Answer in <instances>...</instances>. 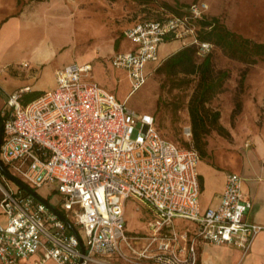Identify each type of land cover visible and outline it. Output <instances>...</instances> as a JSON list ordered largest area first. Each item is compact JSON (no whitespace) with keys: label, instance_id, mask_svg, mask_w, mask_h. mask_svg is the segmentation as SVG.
I'll use <instances>...</instances> for the list:
<instances>
[{"label":"built area","instance_id":"obj_1","mask_svg":"<svg viewBox=\"0 0 264 264\" xmlns=\"http://www.w3.org/2000/svg\"><path fill=\"white\" fill-rule=\"evenodd\" d=\"M205 1L183 12L164 11L124 30L135 47L116 51L111 63L128 70L135 90L146 81L145 64L159 59V45L178 40L195 45L201 55L212 43L198 36ZM91 64L67 63L56 70V85L26 104V86L10 93L1 112L0 158L9 172L36 189L56 184L61 213L15 185L1 186L0 264H197L195 241L230 244L245 253L263 225L245 214L251 201L242 192V177L226 173L219 203L202 210L197 173L199 152L189 124L180 147L161 135L155 117L127 107L112 92L87 79ZM1 71V68H0ZM129 198L152 213L146 234L125 230ZM194 221L190 235L178 232L174 219ZM82 231L83 235L79 232ZM82 245V246H81Z\"/></svg>","mask_w":264,"mask_h":264},{"label":"rangeland","instance_id":"obj_2","mask_svg":"<svg viewBox=\"0 0 264 264\" xmlns=\"http://www.w3.org/2000/svg\"><path fill=\"white\" fill-rule=\"evenodd\" d=\"M201 1L208 4L206 18L216 17L229 30L264 42V0H0V117L8 109V95L19 87L30 86L20 98L24 105L55 87L56 70L64 64L88 62V80L112 92L130 109L152 114L165 138L187 146L182 131L191 123L188 107L197 85L198 68L187 74L172 72L162 64L154 70L159 60L149 61L144 67L146 81L131 90L128 70L113 66L111 56L134 46L124 30L136 21L157 17L164 11L183 12ZM177 42L161 44L158 58L170 50L167 59L181 49L183 46L174 48ZM205 55L209 56L214 76L221 71L227 74L220 90L205 103L209 111L203 112L217 111L215 123L221 124L227 134L212 127L205 135L207 155L200 157L197 171L205 174L210 164L220 174H215L212 186L200 194L203 202L211 200L210 190L218 185L222 173L241 174L249 159L254 161L253 148L264 154V58L249 64L228 56L213 43ZM205 55L195 54L196 63ZM0 185L15 188L5 175H0ZM56 188L54 183L35 190L63 212L62 195ZM149 216L146 205L129 198L125 203L126 232H145ZM0 221L5 223L1 213ZM174 221L178 225L186 222L181 218Z\"/></svg>","mask_w":264,"mask_h":264},{"label":"trees","instance_id":"obj_3","mask_svg":"<svg viewBox=\"0 0 264 264\" xmlns=\"http://www.w3.org/2000/svg\"><path fill=\"white\" fill-rule=\"evenodd\" d=\"M177 13L180 12L177 11ZM199 27L198 36L200 39L210 41L216 46H219L232 58L239 59L249 64L256 61L259 57L264 58V42L253 41L229 30L216 17L210 19L203 17L199 21ZM195 54H199L195 45L183 46L181 49L167 57V59H164L159 66L164 64L172 72L182 71L187 74L193 73L196 68H198V81L195 91L190 98L188 110L192 130L191 141L193 146L199 152L200 157H205L207 155L205 150V135L209 133L211 128L214 127L221 134H227V130L221 124L215 123L218 117L217 111L211 113L203 112L209 111L206 108L205 103L220 90L222 81L227 73L226 71H221L218 75L214 76L211 73L209 56L205 55L199 63H196ZM243 74L240 78V84L242 83L241 79H243ZM239 106L240 104L238 103V107ZM210 118H212L213 121H210ZM2 119L3 117H0V123L2 122ZM0 166L3 170L10 171L1 158ZM0 173V175H3L1 170ZM1 197L2 193L0 191V199Z\"/></svg>","mask_w":264,"mask_h":264},{"label":"crops","instance_id":"obj_4","mask_svg":"<svg viewBox=\"0 0 264 264\" xmlns=\"http://www.w3.org/2000/svg\"><path fill=\"white\" fill-rule=\"evenodd\" d=\"M168 41H178V40H168ZM178 46L179 47L182 46V43L180 41L177 42V45L174 48H177ZM134 47L135 44L132 48L128 50L134 49ZM118 51H127V50H118ZM169 51H166L164 53L165 56H162V59H164L168 55ZM26 86L30 87L29 85H24L22 87H19L18 90ZM187 124L190 125V122ZM252 150H253L252 154H254L253 156L254 161L252 162V160L249 159L247 168L243 169L241 174H239L242 177V192L245 195V197L251 201V207L246 212L245 219L249 222L257 223L264 226V154L263 153L258 154L257 147L253 148ZM205 168H206L205 174L199 173L197 171L200 181V194L205 190V187L207 188L209 186H212L213 176L215 174H220L217 173L218 171L214 169V167L211 166L210 164L206 165ZM226 173H222L221 176L219 175L220 177H219L218 185L210 190V195H212L210 201L203 202L200 199V195H199V202L202 210L206 209L209 206H215L219 203L220 195L225 185ZM151 218H152V213L150 212V216L148 220ZM148 220L145 222L146 224L145 232L133 233V234H146L148 231L147 229ZM183 220H185L186 222L182 225H178L174 221L173 222L174 228L178 232L187 231V233L191 237V235L196 229V224L194 221L191 220H187V219H183ZM195 246L197 252V264H264V228L258 231V233L255 235V237L252 240L250 248L245 253L242 251L241 248L235 245H230V244L217 245L203 241L201 239H196ZM35 259H36L35 256H30L24 259L21 264H34ZM48 262L57 264L53 260H48L42 264H47Z\"/></svg>","mask_w":264,"mask_h":264},{"label":"water","instance_id":"obj_5","mask_svg":"<svg viewBox=\"0 0 264 264\" xmlns=\"http://www.w3.org/2000/svg\"><path fill=\"white\" fill-rule=\"evenodd\" d=\"M1 141H2V122L0 123V144H1ZM0 170L2 171L3 175H5L6 177H8L16 186H18L19 188L23 189L27 193L31 194L32 196H34L35 198H37L39 201L45 203L49 209H51L52 211L56 212L66 222V224L69 226L70 230H72L73 232H76V229L70 223V221H68V219H66L61 213H59L57 211V209L51 203H49L45 198H43L42 196H40L36 192L35 189H33L30 186H28L25 182H23L18 177L14 176L8 170L7 171L6 170H3V168L1 166H0Z\"/></svg>","mask_w":264,"mask_h":264}]
</instances>
